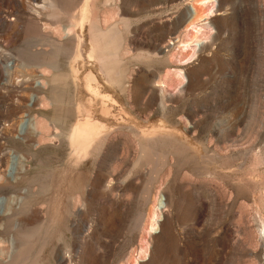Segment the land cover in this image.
<instances>
[{"label":"rangeland","instance_id":"rangeland-1","mask_svg":"<svg viewBox=\"0 0 264 264\" xmlns=\"http://www.w3.org/2000/svg\"><path fill=\"white\" fill-rule=\"evenodd\" d=\"M85 1L0 0V237L30 234L0 264H264V0H218L197 57L186 17L211 0H87L81 24ZM93 21L120 31L113 71ZM79 124L101 136L83 153Z\"/></svg>","mask_w":264,"mask_h":264},{"label":"bare ground","instance_id":"bare-ground-1","mask_svg":"<svg viewBox=\"0 0 264 264\" xmlns=\"http://www.w3.org/2000/svg\"><path fill=\"white\" fill-rule=\"evenodd\" d=\"M189 4V0H187ZM203 1H208V0H203ZM210 1V0H209ZM198 3V2H197ZM208 3L205 2L202 4L205 5V6H208L207 5ZM209 12L207 13V15L205 17L202 16V14H199V11L200 9H197V7L199 5H197V7L194 6V4L192 3V9H188V14H187V18H189V30L193 31V33H195V36H194V40L192 41L193 45H192V50L194 51V55L195 57H197V54L202 52V50L204 49V47L206 46L207 44V36L206 34H204V32H209L211 34L212 30H213V27L214 25L211 23L210 19L213 17V13H214V8L215 6L218 4V0H211L209 2ZM190 6V5H189ZM189 8V7H188ZM87 8L85 7L84 8V11H83V16L82 18L80 19V23L82 24L86 19H87ZM199 10V11H198ZM60 13V12H59ZM64 13V12H63ZM215 14V13H214ZM203 17V18H202ZM204 21V22H203ZM203 22V23H202ZM202 23V24H201ZM91 25V23H90ZM91 28V37H95L97 36V34H99V36L95 39H91V44H92V47H93V52L97 54V56L99 57L100 59V63L101 65H103L104 68H109L111 70L110 67H112V64H113V61H112V56H108L106 54V51H104L106 48H109V45H110V41H112V39H110V34H108L107 31H103L101 30L98 26H95V25H91L90 26ZM68 31V30H67ZM174 42H170V45H173ZM189 45V44H188ZM104 49V50H102ZM103 51V52H102ZM109 51V50H108ZM58 52V51H57ZM102 52V53H100ZM95 54V55H96ZM77 55V54H76ZM81 55H77V59L78 57H80ZM114 65V64H113ZM112 71V70H111ZM108 73V72H107ZM110 74V73H109ZM176 76L178 78H183L185 79V75L183 74L182 71H179L177 72ZM86 81H87V90L90 91V92H93V93H96L97 92V89L94 88L93 86V82L95 81V76L94 74L92 73H89L87 76H86ZM164 82V81H163ZM162 82V83H163ZM38 84H40L41 86L43 85L42 82H38ZM167 84V83H166ZM165 85L162 84V87H164ZM99 93V92H98ZM89 123H86L84 124L85 127L88 126ZM22 125V124H21ZM83 126V125H82ZM81 124L79 125H75L74 128L72 129L71 131V134H70V143L72 144H75L76 142H78V145L77 147H72V149L74 148L75 151L77 150H80V152H86V148H93L94 147V142L97 141L98 139L101 138V136H99L98 134L100 132L97 133L98 137H94V131L91 129H89L90 131H85L87 133V135H83L84 133V129L82 128ZM21 132H20V136L23 135V137H21V140H25L26 141V135H28L30 133V131H35L36 128H35V124L33 122V118H30L29 120H27L26 122L23 123L22 127H21ZM25 135V136H24ZM33 135V134H32ZM34 135H36L34 133ZM103 141V140H102ZM82 142H84V144L82 145ZM84 146V147H82ZM143 151L146 150L147 148H145L146 146L145 145H142L141 146ZM73 149V150H74ZM74 153V152H73ZM11 163L10 165L8 166V170H7V177L9 178L10 181L12 182H16L18 180H21L22 178H24L25 176L27 177V174L29 172V165L28 163L24 160V157L21 155V154H12L11 156ZM88 157V156H86ZM143 158V153L142 155H140V158H139V161H141V159ZM27 159V158H26ZM110 187V186H109ZM42 188V186H41ZM25 191V190H24ZM25 193V192H24ZM27 193V192H26ZM23 194V193H22ZM24 198V197H23ZM25 199V198H24ZM6 200L1 199V206H0V212H7L8 211V206H4L5 205V202ZM21 201V200H20ZM19 201V202H20ZM5 202V203H4ZM25 200L22 201V204L24 205L25 203ZM21 203V202H20ZM21 204V205H22ZM5 207L7 209H5ZM165 207V199L164 197H160L159 199V204H157L156 206V209L153 211V215H152V226H151V229L154 230L156 229V225L159 223V211H162L163 208ZM7 214V213H6ZM9 214V213H8ZM140 219V218H139ZM141 220V219H140ZM140 220L138 221V225H140ZM137 227V226H136ZM139 228V226L137 227ZM136 228V230H137ZM33 231V230H32ZM262 232H263V236H264V225L262 227ZM20 233V231H19ZM30 237V234H22L21 235V239H15L13 237H9V238H2L0 237V243H6L9 245V248H10V251L8 252V261L7 263H13L15 258H16V255H17V249H18V246L20 245H23L25 243V241ZM56 245V244H55ZM25 246V245H24ZM60 250V249H59ZM141 253L143 255V257L146 255V254H149V251H150V245L149 243H147V246L144 247L143 249H141ZM55 251V250H54ZM53 251V253H54ZM56 252V251H55ZM65 252V251H64ZM153 252V251H152ZM20 253V252H19ZM52 253V252H51ZM157 251L154 250V253L153 254H156ZM21 254V253H20ZM22 255V254H21ZM21 255L19 256L21 258ZM141 256V255H140ZM68 255L65 253V254H57L55 256L56 258V261L59 263V264H63L65 260H68L67 259ZM69 258V257H68ZM30 260V259H29ZM18 261H20V259L18 258ZM28 262V261H26ZM32 262V261H31ZM6 263V264H7ZM19 263V262H18ZM28 264V263H27Z\"/></svg>","mask_w":264,"mask_h":264},{"label":"crops","instance_id":"crops-1","mask_svg":"<svg viewBox=\"0 0 264 264\" xmlns=\"http://www.w3.org/2000/svg\"><path fill=\"white\" fill-rule=\"evenodd\" d=\"M186 2H188L187 0H185ZM87 5V0L84 2V5L82 7V11H81V17L83 16V11H84V8L86 7ZM189 18L186 17V22L187 24L189 23ZM94 24H97V22L93 21ZM96 26V25H95ZM97 26L103 30L98 24ZM89 29L91 31V28H90V25H89ZM104 31V30H103ZM108 34H110V39L114 40L115 41V47H117V45L119 46V44L116 42V41H119L121 40V36H120V31L118 30V28L116 26H112L110 29L107 30ZM66 34L70 35V33L66 30ZM67 36V35H66ZM99 36V34H97V36L95 37H91V32H90V40L91 39H96L97 37ZM91 42V41H90ZM92 45V44H91ZM92 50H93V47H92ZM103 52V51H102ZM100 52V53H102ZM107 55H109L110 53L106 52ZM111 54H115L114 52H112ZM111 70L113 71V69L111 68ZM85 78V77H84Z\"/></svg>","mask_w":264,"mask_h":264}]
</instances>
